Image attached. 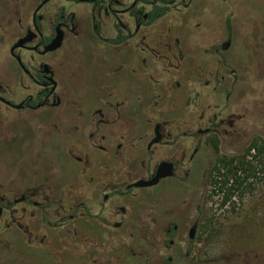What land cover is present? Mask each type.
Returning <instances> with one entry per match:
<instances>
[{"label": "flooded vegetation", "instance_id": "flooded-vegetation-1", "mask_svg": "<svg viewBox=\"0 0 264 264\" xmlns=\"http://www.w3.org/2000/svg\"><path fill=\"white\" fill-rule=\"evenodd\" d=\"M208 1L37 0L32 14L17 21L7 61L0 64V138L8 135L19 140L26 138V132L36 143L34 147L41 150L43 139L68 122L66 117L55 118L57 112L65 113L72 105L69 85L75 77L70 58L84 42L89 55L103 66V75L93 106L82 121L73 124L76 135L78 128L90 131L86 144L89 155L94 150L106 153L113 147L121 151L126 143L135 151L136 165L157 164L144 176H137L136 168L132 179L107 184L110 192L99 199L89 196L86 204H77L79 192L73 191V206L66 217L51 195L59 186L26 182L24 174L10 184L0 180V246L5 248L0 252L16 243L33 255L38 251L49 254L53 264H173L178 247L186 244L182 256L188 264L202 238L205 213L204 183L189 184L190 171L185 167L200 163L206 145L200 138L217 130L214 126L193 132L189 117L193 120L196 113H203L205 88L213 85L211 94L216 96L223 90L230 99L238 83V75L225 57L238 40L233 25L236 13L221 10L226 21L215 41L205 44L197 39ZM175 7L184 8V20L175 28L157 30ZM158 8L166 12L153 19ZM7 31L4 28L3 33ZM57 39L59 45L48 49ZM191 61L197 66L193 76L185 71ZM245 70L248 75V66ZM125 75L136 86L138 77L144 90L137 92L135 101L139 104L132 112L125 109L127 96L115 87ZM175 90H183L186 98L184 110L178 111L180 125L171 108L166 117L157 110L158 103ZM119 120L132 122L135 128L117 127L123 123ZM216 120L217 115L211 124ZM137 121L143 125L141 131H137ZM18 122L27 129L16 128ZM77 142L78 135L77 141L68 145L69 158L86 161L88 168V155L84 159L73 152ZM164 163L173 166L172 176L160 178L154 185H142L153 181ZM87 175L93 189L95 177ZM119 175L126 177L124 170ZM71 179L75 182L77 174ZM165 183L173 191L169 211L159 213L158 207L146 204L139 212L134 210L133 198L147 190L156 192ZM62 255L68 257V263Z\"/></svg>", "mask_w": 264, "mask_h": 264}, {"label": "rangeland", "instance_id": "rangeland-1", "mask_svg": "<svg viewBox=\"0 0 264 264\" xmlns=\"http://www.w3.org/2000/svg\"><path fill=\"white\" fill-rule=\"evenodd\" d=\"M36 5L37 0H0V64L4 65L7 61V50L17 21L31 15ZM207 5L204 25L197 32V39L203 40L205 44L215 41L221 34L226 21V13L220 14L221 10L227 8L230 13H236L233 25L235 38L238 40L235 41L229 56L227 53L225 57L230 69L238 75V83L230 99L223 90L216 96L211 94L213 85L205 88L203 113H196L193 120L191 116L189 117L193 132L214 126L217 130H214L211 136L200 138L201 142L206 144L200 153V157L202 156L200 163L185 167L190 171L189 184L204 183L202 206L205 213L202 238L200 242H196L195 255L189 257L188 264H264V162L260 163L254 158L255 151L249 153V148L253 145L264 142V0L225 2L210 0ZM183 12V7L173 8L172 12L159 23L157 30L166 31L171 26L175 28L184 20ZM216 13L218 14L215 15ZM4 28H7V34L3 33ZM70 66L75 77L69 85L72 105L65 113L57 112L55 118L60 120V117H66L68 122L62 123L57 130L43 139L41 150H38V146L34 147L36 143L28 139L26 132H24L26 138L19 140L8 135L0 138V180L10 184L24 174L26 182L59 186L51 195L58 200L56 207L64 209L62 217L70 214L73 191L79 192L77 204H86L89 196L99 199L105 192H110L106 189L107 184L132 179L135 177L136 168L137 176H144L146 170L152 171L157 164L153 162L149 165L144 163L136 165L135 151L122 141L124 145L121 151H116L113 147L106 153L94 150L89 155L86 144L90 131L86 132L79 128L78 142L73 152L76 157L84 159L85 155H88L91 166L87 168L86 161L79 163L69 158L68 145L77 141L73 124L82 121L93 106L98 91L97 83L103 75V66L89 55V48L84 42H81L78 50L71 55ZM247 66L248 75L245 70ZM195 67L197 66H194V62H188L185 65L186 73L193 76ZM122 79L115 87L122 95L127 96L125 109L132 112L139 104L135 101L137 92L144 90L138 77L137 86L127 75ZM108 83L111 84V82L106 84ZM185 100L183 90H175L171 97L158 103L157 110L166 117L167 111L171 108L174 111V118L178 119L180 125L181 114L178 111L184 110ZM215 115L217 120L213 125L211 120H214ZM119 121L123 123L117 124V127L127 125L132 130L135 128L132 122L128 124L127 120ZM15 126L22 131L27 129V125L21 122ZM136 126L137 131H141L142 123L137 121ZM220 131L223 134H220ZM35 158L38 160L35 161ZM231 162L240 166L249 163L247 175H250V178L229 203L222 205L224 197L214 193L211 182L218 171L228 174L227 165ZM121 170L126 173L125 179L119 175ZM242 171L238 170V176L241 178L245 175ZM74 173L77 174V180L72 182L75 179H71ZM88 173L95 177L93 189L88 184ZM178 173L181 174V171ZM172 195L169 183H165L156 192L147 190L145 194L133 198L134 210L139 212L143 204H146L144 206L154 205L159 209L157 212L165 213L169 211ZM0 249L5 248L0 246ZM178 249L173 264H186V258L182 255L186 252L187 245L183 244ZM62 250L66 249L62 247ZM62 257L66 262L69 261L67 256ZM0 264H53V261L49 254L43 251L33 255L15 243L8 250L0 252Z\"/></svg>", "mask_w": 264, "mask_h": 264}, {"label": "trees", "instance_id": "trees-1", "mask_svg": "<svg viewBox=\"0 0 264 264\" xmlns=\"http://www.w3.org/2000/svg\"><path fill=\"white\" fill-rule=\"evenodd\" d=\"M166 9L158 8V13H152L153 19H157L160 15H164ZM251 151H255L256 155L254 158L258 160L260 163L264 162V142L263 144H255L251 148H249V153ZM242 169L245 174L243 178L239 175L238 170ZM249 169V163H244L240 165L234 164L233 162L227 165L228 174H223L218 171L212 178L211 184L214 187V193H218V195H223V203L222 205H226L231 201V198L238 192L243 185L249 180L250 175H247ZM264 171V170H263ZM255 177L256 174L254 173Z\"/></svg>", "mask_w": 264, "mask_h": 264}, {"label": "water", "instance_id": "water-1", "mask_svg": "<svg viewBox=\"0 0 264 264\" xmlns=\"http://www.w3.org/2000/svg\"><path fill=\"white\" fill-rule=\"evenodd\" d=\"M58 45H59V39L55 40L53 42V45L50 46L48 49L50 50L55 49V47H57ZM155 142H158V139ZM172 169L173 166L171 164H167V163L162 164L158 170L156 178L153 181L149 183H144L142 185L149 186V185L157 184L160 178L172 176Z\"/></svg>", "mask_w": 264, "mask_h": 264}]
</instances>
